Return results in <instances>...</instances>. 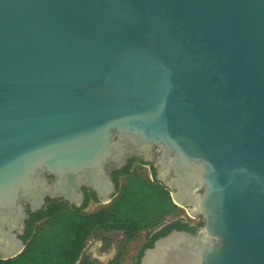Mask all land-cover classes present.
Here are the masks:
<instances>
[{"label":"water","instance_id":"95a60500","mask_svg":"<svg viewBox=\"0 0 264 264\" xmlns=\"http://www.w3.org/2000/svg\"><path fill=\"white\" fill-rule=\"evenodd\" d=\"M129 159L199 220L137 264H264V0H0V260Z\"/></svg>","mask_w":264,"mask_h":264},{"label":"trees","instance_id":"16d2710c","mask_svg":"<svg viewBox=\"0 0 264 264\" xmlns=\"http://www.w3.org/2000/svg\"><path fill=\"white\" fill-rule=\"evenodd\" d=\"M113 177L117 193L108 205L86 211L88 203L95 198L85 191L80 209L59 200H48L44 210L30 213L21 237L25 248L12 259L0 260V264H76L96 230L119 232L127 242L143 231L149 234L139 249L137 264L143 250L170 231L194 232L195 227L189 221L175 219L163 223L178 207L172 203L168 190L154 180L152 167L151 180L131 173L130 164L114 172Z\"/></svg>","mask_w":264,"mask_h":264},{"label":"rangeland","instance_id":"374dc122","mask_svg":"<svg viewBox=\"0 0 264 264\" xmlns=\"http://www.w3.org/2000/svg\"><path fill=\"white\" fill-rule=\"evenodd\" d=\"M98 206H89L86 211H93ZM186 217L185 221L197 227L198 219H191L186 216L185 209L178 208V211L167 218L166 222H171L175 218ZM143 242V234H140L131 244L127 242L124 236L119 232H104L96 230L92 233L83 251H87L91 256L97 257L101 260H106L113 256L115 251L118 252L119 257L115 258L112 264H131L132 255L135 253L137 247ZM123 255V256H122ZM122 256L121 259H119Z\"/></svg>","mask_w":264,"mask_h":264},{"label":"flooded vegetation","instance_id":"af4514ba","mask_svg":"<svg viewBox=\"0 0 264 264\" xmlns=\"http://www.w3.org/2000/svg\"><path fill=\"white\" fill-rule=\"evenodd\" d=\"M128 164H130V170H131V169L134 168L135 166L140 165V164H145V163L141 162V161L138 160V159H129V160L127 161L126 165H125L124 167H122V169H124L125 167H127ZM146 165H148V164H146ZM148 166H149V168H150V170H151V166H150V165H148ZM122 169H120V170H112V171H111L110 176H111V179H112L113 182H114V177H113L114 172L121 171ZM120 178H121V176L118 177V179H120ZM114 183H115V182H114ZM115 186H116V185H115ZM116 190H117V189H116ZM86 192H87V191H86ZM87 194H90V195H91L92 193L87 192ZM93 196H94V195H93ZM84 201H85V191H84ZM84 201H83V203H84ZM98 205H100V204H99L98 202H96V200H95V201H90V202L88 203L86 209H87L89 206H94V207H96V206H98ZM102 206H103V205H102ZM183 221H184V222H187V221H185V220H183ZM189 225L192 226L190 223H189ZM198 225H199V224H198ZM193 227H194V226H193ZM195 229H196V227H195ZM194 231H195V230H194ZM189 233H190V232H189ZM118 257H119L118 252L115 251V253L113 254L112 257H110V258H108V259H106V260H101V259H99V258H97V257L91 256L87 251H83V254L81 255V257H80V259H79V261H78L77 264H112L113 261H114V259H115V258H118ZM82 261H83V263H82Z\"/></svg>","mask_w":264,"mask_h":264},{"label":"built area","instance_id":"2783aa9c","mask_svg":"<svg viewBox=\"0 0 264 264\" xmlns=\"http://www.w3.org/2000/svg\"><path fill=\"white\" fill-rule=\"evenodd\" d=\"M130 172H131V173H132V172H135V173L141 174V175L146 176L147 178H149V179L151 180V170H150L149 166L146 165V164H140V165H137V166H135L134 168H132V169L130 170ZM101 206H102V205H101ZM186 216L188 217L187 213H186ZM166 218H167V217H166ZM185 218H186V217L175 218V219H182V220H185ZM188 218H189V217H188ZM163 223L166 224V223H168V222H166V221L164 220ZM140 234H143V242H142V244H141L139 247L136 248L135 253L132 255L133 258H132V260H131V264H135V262H136V258H137L138 252H139V249L142 247V245L144 244L146 238H147L148 235H149V234H147L146 232L143 231V232L139 233V234H138L133 240H135ZM133 240L128 241L129 244H131V243L133 242ZM122 256H123V255H122ZM122 256H121L119 259H121Z\"/></svg>","mask_w":264,"mask_h":264}]
</instances>
